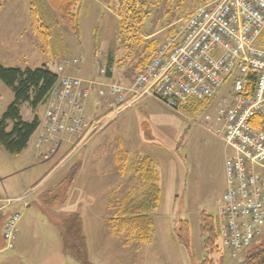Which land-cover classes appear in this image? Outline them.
<instances>
[{
    "label": "rangeland",
    "instance_id": "1",
    "mask_svg": "<svg viewBox=\"0 0 264 264\" xmlns=\"http://www.w3.org/2000/svg\"><path fill=\"white\" fill-rule=\"evenodd\" d=\"M206 1L149 0L148 18L136 32L141 40L126 55L117 14L119 0H83L79 32L68 29L44 0H0V63L22 68L47 65L56 72L58 63L65 62L68 68L81 69V78L104 81L109 77L110 62L117 81H131L142 59L150 53L152 41H158V45ZM32 7H37L41 22H54L47 44L32 28ZM135 39L134 35L133 42ZM75 59L78 64L73 62ZM229 87V83L224 85L211 103L193 102L178 111L155 98L142 99L124 109L113 122L101 126L112 114L109 111L97 120L100 130L87 145H60L48 158H33L32 166L22 164L24 156L29 160L34 152L36 133L20 157L10 156L0 146V196H17L27 190L12 207L20 213L15 247L8 248L0 238V264H80L65 249L62 238V223L73 212L83 219L93 263L135 264L134 249L141 245L126 246L124 235L111 233L108 219L124 195L141 194L132 165L143 156H150L161 173L163 198L152 214L154 243L148 247L147 259L142 258L138 264H181L180 249L186 248L177 242L174 230L181 219L191 224V250H186L188 261L184 264H199L206 255L202 213L213 215L221 225L225 165L232 150L221 133L223 121L217 117L220 99ZM94 92L89 100L95 104L99 98H94ZM13 99L12 90L0 80V118ZM44 105L36 112L40 117ZM22 113L28 120L34 116L28 103L23 105ZM123 147L130 153L124 172L115 160ZM59 155L63 156L57 162ZM80 163L82 167L73 177L70 173ZM246 254L238 255L237 264Z\"/></svg>",
    "mask_w": 264,
    "mask_h": 264
},
{
    "label": "built area",
    "instance_id": "2",
    "mask_svg": "<svg viewBox=\"0 0 264 264\" xmlns=\"http://www.w3.org/2000/svg\"><path fill=\"white\" fill-rule=\"evenodd\" d=\"M57 68L63 71L65 64ZM227 83L217 120L223 121L221 133L233 153L225 165L219 236L229 264H237L238 255L264 234V0H207L164 40L131 83L111 82L98 93L115 97V115L146 98L178 111L191 101L218 98ZM95 84L60 75L35 132L38 156L54 153L64 135L76 137L73 146L82 147L100 130L86 117ZM18 200L0 199V221ZM19 219L16 211L4 219L3 238L10 249Z\"/></svg>",
    "mask_w": 264,
    "mask_h": 264
},
{
    "label": "trees",
    "instance_id": "3",
    "mask_svg": "<svg viewBox=\"0 0 264 264\" xmlns=\"http://www.w3.org/2000/svg\"><path fill=\"white\" fill-rule=\"evenodd\" d=\"M148 1L119 0L117 14L120 19V32L126 55L132 52L133 44H137L139 43L138 40H141V37L137 36L136 32L142 28L148 18ZM82 2L83 0H44L46 6L51 7L59 14L60 19L65 22L67 28L75 32H79L81 29L80 14ZM36 8L32 7L31 9L32 28L40 40L47 44L51 37V26L54 25V22H50V24L41 22L39 11ZM133 34L136 38L134 42ZM172 34L173 30L167 37ZM157 42L152 41L150 53L142 59L139 70L144 68L151 55L164 41L158 43V45ZM111 64L110 62L108 63L107 74L109 77L113 76L110 68ZM59 77L60 74L52 71L47 65L22 68L19 66L8 67L0 63V80L14 94L12 103L0 118V146L10 156H19L28 147L41 121L38 114H35L30 120L25 119L22 113L23 105L28 103L33 112L38 110V107L46 102L50 90ZM212 101H191L184 107L190 106L193 102L197 105L208 104ZM117 154L115 160L121 165V170L124 172L126 163L130 160V153L123 148ZM79 168V166H74L70 175L76 177ZM132 168L140 181L141 187L139 188H141L142 192L138 196L132 195V192L124 195L117 204L115 213L108 219L111 233L113 235H124V244L126 246L132 243L142 245L152 242L154 234L152 214L161 204L163 196L161 173L150 156H143L133 161ZM109 206H111V202H109ZM218 225L216 217L205 212L202 213L201 233L205 238L206 255L200 260L199 264H218L217 260L219 257L221 258V264H228V254L222 246ZM62 230L65 249L80 264H95L90 260L87 237L84 233V223L78 212L71 213L63 221ZM174 230L177 242L186 249L191 250V224L189 220L181 219L175 225ZM240 264H264V234L247 250V254Z\"/></svg>",
    "mask_w": 264,
    "mask_h": 264
},
{
    "label": "crops",
    "instance_id": "4",
    "mask_svg": "<svg viewBox=\"0 0 264 264\" xmlns=\"http://www.w3.org/2000/svg\"><path fill=\"white\" fill-rule=\"evenodd\" d=\"M80 71H81V69L80 70H77L76 69V67H73V69L72 68H68L67 66L65 67V69L62 71V72H59V71H56L57 73H59V74H65V75H74V74H77V75H74V76H78V74H80ZM79 77V76H78ZM91 77V76H90ZM89 77V79H92V77L90 78ZM83 80H86L85 78H82ZM133 76H132V79H131V81H117V79H115V77L114 76H111V77H108L107 79H105L104 81L103 80H96V79H94V80H92V81H94L96 84L94 85V90L93 91H97V86L98 85H100V84H108V83H110V82H115V83H120V84H128V83H130V82H132L133 81ZM87 81H90V80H87ZM100 87V86H99ZM98 96V98H99V100L98 101H96V103L94 104L93 103V101H88V103H87V106H86V117H87V119H88V121L89 122H92L93 124H95L96 122L98 123L99 121H97L100 117H102V115H106V113H108L109 111H112L113 110V105H112V103H113V101H114V96L113 95H111V93H105L104 95H100L99 93H97V92H94V98H96ZM100 96H103V97H100ZM99 103H100V105H99ZM44 107H45V105H44ZM33 111V110H32ZM38 110H36L35 112H33L34 113V115L36 114V112H37ZM44 111H45V108H44ZM123 111V110H122ZM121 111V112H122ZM120 112V113H121ZM119 113V114H120ZM43 115H44V112H43ZM34 117V116H33ZM32 117V118H33ZM40 117V116H39ZM43 117V116H42ZM42 117H40V118H42ZM107 118H106V120H104V122L102 123V126H105L106 124H109V123H111V122H113L117 117H118V114H114V113H112L111 115L109 114V116H106ZM112 118V119H111ZM76 137H70V135H64V136H62L61 138H60V140L58 141L59 142V145L58 146H60V145H64V144H69L70 146H72V145H74V142L76 141ZM36 144H37V139H35L34 140V152H33V154L29 157V160H28V157L27 156H24V162H23V164H22V166L23 167H27V166H32L33 164H31L32 163V160H33V158H44V157H40V156H38L37 155V146H36ZM29 146V145H28ZM57 146V147H58ZM28 148V147H27ZM26 148V149H27ZM124 149H126L125 147H123ZM25 149V150H26ZM24 150V151H25ZM23 151V152H24ZM23 152L19 155V157L23 154ZM65 155V154H64ZM232 155V153L230 154V155H228V157L229 156H231ZM63 155H59V156H57V157H59V158H57V162L61 159V157H62ZM18 157V158H19ZM228 157H227V159H228ZM17 158V159H18ZM48 158V157H47ZM227 159H226V161H227ZM29 164H31V165H29ZM80 165V169H81V167H82V163H80L79 164ZM73 168V167H72ZM71 168V169H72ZM80 169H79V171H80ZM63 181H61L58 185H56V187L58 188L60 185H61V183H62ZM27 190H25L24 192H21V193H19L17 196H0V198H12V199H21L23 196H24V194L23 193H25ZM162 194H163V189H162ZM162 198H163V196H162ZM14 207V206H13ZM14 209V208H13ZM11 210H12V208L11 209H9V211H8V213L9 212H11ZM7 216V215H6ZM6 216H5V218H6ZM3 222H4V219H3V221H1V223H0V238L2 237L3 238V235H2V226H3ZM153 243H154V241L152 240V242L150 243V244H142L141 246H139V247H136V249H134V256H135V264H138L139 263V260H141L142 258L145 260V259H147L146 258V256H145V254L147 253V250H148V247L150 246V245H153ZM145 245H148V246H145ZM181 246V245H180ZM138 249V250H137ZM180 250H182L181 252H182V256L183 257H180L181 258V264H184V261H188V257H187V249H180ZM171 252V251H170ZM177 254V253H176ZM179 254V253H178ZM176 262V261H175ZM186 262H185V264H186ZM177 263V262H176ZM188 264V263H187Z\"/></svg>",
    "mask_w": 264,
    "mask_h": 264
}]
</instances>
